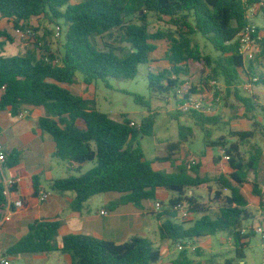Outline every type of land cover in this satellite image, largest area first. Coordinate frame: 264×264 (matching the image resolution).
Listing matches in <instances>:
<instances>
[{"label": "trees", "instance_id": "obj_1", "mask_svg": "<svg viewBox=\"0 0 264 264\" xmlns=\"http://www.w3.org/2000/svg\"><path fill=\"white\" fill-rule=\"evenodd\" d=\"M73 1L0 0L1 19L21 36L35 40L34 51L6 56L5 47L15 40L0 24V118L7 111L19 117L25 107L39 109L42 112L39 128L56 143L54 158L78 173L84 165L97 163L85 174L51 182L52 191L75 195L72 211L81 212L92 198L109 193L122 196L116 207L131 204L143 210L146 202H157L158 194L167 191L177 196L169 200V208L159 212L157 219L166 218L159 225L160 239L180 248L179 257L171 264H196L187 245L224 232H229L235 250V257L224 264L243 262L249 240L257 234L253 226L245 227V223L255 217L249 210L250 201L243 188L250 184L251 174H258L264 159V151L258 145L244 151L254 139L255 130L232 132V142L221 137L206 144L207 148L224 150L231 173L216 180L219 190L213 200L202 205L194 194L189 195V191L209 188L211 180L201 175L200 165H193L189 170L184 163L173 173L156 171L154 162L147 160L141 149L138 140L154 136L157 114L150 111L140 125L132 127L133 121L126 116L122 120L111 118L97 110L95 100L77 96L69 87L78 84L77 74L82 75V83L87 87L109 80L131 81L138 76L140 66L147 65L153 93L172 95L180 106L190 96L198 95L197 90L188 88V82L182 80L187 74V65L193 62L206 77L203 89L215 90V97L222 100L218 81L224 80L226 101L234 95L244 107L246 119L252 120L250 115L257 119V112L264 113V106L259 105L254 94L243 97L240 91H245L244 86L256 77L258 82L253 84V89H264L261 67L264 36L260 54L249 64L239 53L238 38L252 22L248 18L250 8L258 7L256 18L261 16L264 23V0ZM151 15L167 27L151 32ZM42 21L60 28L64 25L66 43L54 50L52 44L40 40ZM258 30L264 32V27ZM45 32L46 36L50 34L47 29ZM197 37L208 41L221 57L214 59L204 55L199 44H195ZM158 42L168 43L164 56L168 68L152 72ZM136 102L148 107L140 96H136ZM178 112L175 119L187 115L204 131L221 121L219 116L196 111ZM254 125L258 127L259 123L254 122ZM179 134V141L169 146V155L157 161L175 167L172 158L175 152L196 136L194 128L183 125L179 127ZM211 135L207 132L208 137ZM15 157L18 158V153ZM217 161H221V156L214 158V162ZM17 162L8 160L7 168ZM252 186L253 195L259 198L264 211V194L257 183ZM28 188L29 196L38 198L42 192L41 177L30 178ZM185 203L190 214L197 216L189 224L180 221L173 210L177 204ZM6 204L4 185L0 181V220ZM60 227L58 221H35L30 224L28 234L9 249L8 255L60 252L70 255L72 264H159L162 259L155 244L143 238L116 244L86 235H69L57 242ZM262 240L264 242L263 237ZM195 252L201 254L199 249Z\"/></svg>", "mask_w": 264, "mask_h": 264}, {"label": "rangeland", "instance_id": "obj_2", "mask_svg": "<svg viewBox=\"0 0 264 264\" xmlns=\"http://www.w3.org/2000/svg\"><path fill=\"white\" fill-rule=\"evenodd\" d=\"M41 32L39 33L40 40L44 39L47 43L52 44V48L56 50L61 46V44L66 43V33L65 27L62 25V38L56 37V25H48L47 22L42 21ZM61 24L63 22H60ZM253 23L261 28L264 27L263 20L261 16L253 19ZM0 24L3 28L8 29L11 36L14 38L15 43L9 44L5 47L4 54L6 56L14 55H26L29 51H34L35 40L30 36H21L20 33L16 32L12 25L8 24L7 21L1 19ZM36 27V26H34ZM167 26L160 22L155 15L150 17V31L156 32L158 30L165 29ZM48 30L50 34L45 35V30ZM264 34V32H262ZM195 44H199L204 55H210L214 59L221 57V54L217 53L212 45L202 39L197 37L195 39ZM158 50L154 54V62L151 68L152 72H158L163 69L168 68V63L165 61V53L168 50L167 42H158ZM37 51V50H36ZM262 69L264 70V61L262 62ZM260 67V66H259ZM187 74L182 76V80L188 82V88L197 90L198 97L202 99L205 104V108H210L212 116H219L221 118L220 124L215 126H209L204 131L199 127H196L194 122L187 116L182 115L179 120L175 119V116L180 110L177 102L172 95L161 96L154 94L149 87V71L150 67L147 65H142L139 68V74L136 79L131 81H117L109 80L107 83L98 82L95 83L90 88L82 84V75L77 74L78 85L71 86L69 89L75 94H85L96 102V108L98 111L109 115L115 120H122L125 116L140 125L144 118L150 115V111L153 114H157L154 136H145L139 138L138 142L143 150L147 160L155 163L157 168H165L164 172H175L178 166H182L184 163L187 164L189 170H192L193 165L201 166V175L206 176L210 179L208 184V189L204 190H194L193 194L197 197L200 204H207L213 200L215 192L219 190V186L216 180L221 176H228L230 174V168L228 161L226 160L225 152L223 149L218 148H207L206 144L211 141H217L221 137H225L228 142H232L233 138L232 132H248L255 130V137L250 144L244 148L245 152L249 151L250 146L258 145L262 147L264 151V113L257 112L258 118L255 119V115H250L252 120L246 119L245 109L240 102L233 95L229 97L226 101L227 95L225 94V83L224 80H219L220 97L222 100H218L215 97V90L206 91L203 89L204 85V75L199 66L195 63L190 62L187 67ZM262 70V72H264ZM261 72V71H260ZM209 87H207L208 89ZM212 88V87H211ZM85 92V93H84ZM241 96L248 97L255 95L258 98L259 105L264 106V89L261 87H255L252 93H247L246 91H240ZM76 95V94H75ZM136 96L144 98L148 103V107H145L136 102ZM259 119V120H258ZM257 120V121H256ZM254 122L259 123L258 127H255ZM186 126L189 128H194L196 136L190 138L182 146V149L175 152V156L172 157L175 161V167H171L169 163L166 165H160L158 159L166 158L169 155V146L172 143L179 141V127ZM207 132H210L211 137L207 136ZM137 143H135L136 145ZM221 161L214 162L215 157H220ZM54 167L57 168L58 172L54 175L55 179H62L64 177L80 176L85 174L95 168L96 162L88 163L82 168V172L78 173L75 171H70L69 167L65 165L62 161L55 159L53 161ZM191 173V172H190ZM192 174V173H191ZM252 183H257L260 190L264 194V159L258 174H251L250 184L243 188V193L247 196L250 201L249 210L252 215L256 218L262 219L264 222V212L261 215L260 202L259 199L253 195ZM45 187L49 189V184L44 182ZM226 195L229 194L228 191H224ZM192 191H189V195ZM173 196H177L173 194ZM159 201L163 205V209L169 208V200ZM102 195L97 197L95 202L102 201ZM185 205L188 207L187 203ZM178 219L185 223H190L197 219V216L191 215V219L182 220L179 213H176ZM152 231L158 233V222L153 219ZM255 221L252 220L245 223V227L252 226ZM258 225V223L256 222ZM258 227H262L264 230V223ZM149 236L150 241L155 244V247L159 249L162 253V259L159 264H171L180 255L179 245H175L168 241H162L160 237L154 236V233ZM58 241V238H57ZM190 252V256L195 260L196 264H224L227 259H232L235 257L234 243L233 239L230 237L229 232L219 233L216 236L203 238L195 241L192 245H187ZM194 249L201 250V254L195 252ZM0 255H4L0 252ZM245 260L239 262V264H264V242L262 240V234H256L252 236L249 240V246L245 249ZM7 259L11 264H22V260L18 256H10Z\"/></svg>", "mask_w": 264, "mask_h": 264}, {"label": "crops", "instance_id": "obj_3", "mask_svg": "<svg viewBox=\"0 0 264 264\" xmlns=\"http://www.w3.org/2000/svg\"><path fill=\"white\" fill-rule=\"evenodd\" d=\"M75 94L91 99L86 93ZM41 117L42 112L39 109L25 107L19 117H13L7 111L0 118V137L7 151L8 160L10 163L18 160L16 165L7 168L6 178L16 181L13 197L24 202V208L15 210L12 221L3 226L1 230L0 252L4 255H0V263L2 264L4 259L11 261L10 255H8L9 249L28 234L30 224L35 221L60 222L61 227L57 242H61L64 237L69 235H86L116 244H125L134 238L150 240L149 236L154 225L153 219L158 222V230L159 225L166 220V218L162 221L157 219L159 212L155 209L156 202H146L143 210H139L131 204L116 207L115 205L122 196L109 193L102 195L101 202H95L99 201L96 198L101 195L96 196L85 205L81 212H74L71 209V203L75 198L74 194H60L50 189L51 182L58 180L54 178L58 170L53 164V161L57 159L54 158L56 143L39 128ZM16 153H18V158L15 157ZM166 164L160 163V165ZM156 165L155 163L153 165L156 171L164 172L165 168L160 169ZM35 176H40L42 179V192L38 198L29 196L28 180ZM44 182L49 184V189L45 187ZM44 193L50 194V199L46 202L40 200ZM169 195L170 198L175 197L173 193L160 192L157 202L166 201ZM261 211L262 215L264 211ZM102 212H107V215H102ZM4 213L5 210L1 212L2 216ZM254 221L255 224L252 225L254 228L264 223L262 219L256 217ZM153 233L154 236L158 235L159 237V232L152 231ZM18 257L23 259L22 264L73 263L70 255L60 252L42 255H18Z\"/></svg>", "mask_w": 264, "mask_h": 264}, {"label": "built area", "instance_id": "obj_4", "mask_svg": "<svg viewBox=\"0 0 264 264\" xmlns=\"http://www.w3.org/2000/svg\"><path fill=\"white\" fill-rule=\"evenodd\" d=\"M258 12V7L250 8L248 12V18L250 21L249 25L244 28V30L240 33L238 41H239V53L243 57L246 64L254 62L258 55L261 52V41L263 39V34L258 30V26L253 23V19L255 18ZM62 28L56 27V37L62 38ZM258 82V78L251 79V82L247 83L244 86V90L247 93H252L253 84ZM216 83H213L215 85ZM219 87V86H218ZM220 89V87H219ZM220 100V99H218ZM180 111L187 114L192 111L205 113L211 115L210 108H205V104L198 96H190L187 100L183 101V103L179 106ZM132 127H137L138 125L134 122L131 123ZM226 160H229L226 157ZM7 162H8V154L2 143V139L0 137V181L4 185V195L7 198V204L5 207V213L0 220V235L3 226L12 221V215L15 210H22L24 208V203L22 200L15 199L14 188L16 187V181L6 178V170H7ZM50 199L49 193H44L41 195L40 200L42 202H46ZM155 209L157 212H161L163 210V205L160 202H156ZM173 210L176 213H179V216L182 220L191 219V214L189 212V207L185 204H177ZM102 215H107V212H102ZM255 231L257 234H262L264 238V230L262 227H256ZM247 230L243 231V234H246ZM196 250V249H194ZM2 264H11L9 260H2Z\"/></svg>", "mask_w": 264, "mask_h": 264}]
</instances>
